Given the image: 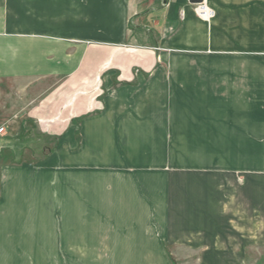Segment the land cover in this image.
Returning <instances> with one entry per match:
<instances>
[{
  "label": "crops",
  "instance_id": "1",
  "mask_svg": "<svg viewBox=\"0 0 264 264\" xmlns=\"http://www.w3.org/2000/svg\"><path fill=\"white\" fill-rule=\"evenodd\" d=\"M208 5L205 20L189 0H0V82L25 83L30 100L39 93L19 124L52 144L38 163L0 167L5 242L42 251L29 245L51 221L56 251L85 252L87 218L125 227L117 238L133 237L119 222L137 220L164 254L172 230L210 229L191 250L203 264L237 263L214 229L231 210L253 215L264 190L243 147L264 140V0ZM55 181L61 195L49 198L42 189ZM119 242L99 245L114 252ZM236 246L244 252L245 241Z\"/></svg>",
  "mask_w": 264,
  "mask_h": 264
},
{
  "label": "rangeland",
  "instance_id": "2",
  "mask_svg": "<svg viewBox=\"0 0 264 264\" xmlns=\"http://www.w3.org/2000/svg\"><path fill=\"white\" fill-rule=\"evenodd\" d=\"M27 87L28 85L25 83L0 82V167L15 166L24 162H31L32 164L38 163L37 161L43 157L39 150L40 146L52 145L50 141H46L43 133L36 130V126L32 122L27 121L23 125L19 124V116H21L26 109L31 108L37 103L35 99L36 95L40 96L39 93H36L33 95V100H30V94L24 92ZM233 147L236 146H232V148ZM243 147H245L244 150L247 160L250 159L249 161L253 162L252 168L255 167L262 171L259 176H261V182H264V140L256 142L248 141L245 142V146ZM46 152L45 150L43 154ZM251 175L252 174H250V176ZM60 186L61 183L55 181L52 185H47V187L44 186L42 192L45 196L51 198L53 194L50 190L55 188V190L58 191V196H60ZM246 189L249 193L251 192L248 188ZM255 199L262 203L264 200V190H261V194L256 195ZM261 203L252 206L251 211L253 215L245 214L246 217H244L241 215L242 213L238 211L239 215H241V220H236L238 209L234 211L231 210L230 217H233V219L230 218V220H228L226 217V222L222 219L221 221L223 222L220 221L217 223L218 228L216 230L213 228L214 233L216 232L217 234V236L214 237L216 248H218L219 251L227 249L226 246L224 247L225 244H223V240H228L231 246L227 249L229 251L228 254L224 252L225 254L223 255L228 256V259H236V264H264V219H256L258 215L257 211ZM45 213L46 211L44 214ZM1 222L2 221H0V224ZM55 222V224H58L57 221ZM179 222L175 223L178 224ZM8 223L9 225L5 226V230H7L8 235L14 236L17 229L20 227L21 221H11ZM227 223L229 228H221V226H225ZM51 224V221H41V226L38 225L40 229L37 230L39 235L35 236L36 231L33 232L35 235L33 234L32 240H37L40 245L35 246V244H33L32 246L31 244L29 247L32 249H36L37 247V249L42 251L24 253L22 251L23 244H19L16 248L15 237L13 239H10V237L8 241L5 242L3 240L5 231L3 230L2 232L0 230V244L2 245L0 250L1 248L3 249L0 251V264H64L63 262L69 264H203V254L201 255L191 250L188 244L192 243L193 246H197L198 248L203 247L207 244L208 240L206 234L208 233L207 235H209L210 232V229H207V233L206 231H204V233L198 232L199 236H197L194 233L191 234L192 231L189 229V232L187 231V233H185V237H176L174 234L177 229L172 230L173 237L171 236L169 239L173 244H170V248H166L167 250L164 254L155 237L143 235L141 221L134 220L132 222L131 220L128 222H119V225H127L128 230L132 227L134 229L130 230L133 233V237L123 236L117 238L116 234L118 230L125 233V227L121 229L117 228L118 230L115 228L112 229L113 227H110V225L103 220H90L87 218L84 223L86 227V251L62 253L56 251L55 240L57 236H55V234L54 236H50L51 234L49 235ZM59 224L61 226V221H59ZM179 224L181 226V223ZM11 225H13V227ZM26 228L29 229L27 226ZM116 239L120 241V246L117 247L118 251H108L109 247L105 248L104 245H99L108 241L116 242ZM95 240L99 247H91V244H94ZM189 240H191V242ZM239 241H242V244L243 241H245L244 252H235L233 250L237 247L236 245ZM21 242L22 241H20V243ZM124 245L128 246L124 247ZM66 247L68 249L74 248L73 246ZM74 249L77 248L75 247ZM235 253H239L238 257H234Z\"/></svg>",
  "mask_w": 264,
  "mask_h": 264
},
{
  "label": "built area",
  "instance_id": "3",
  "mask_svg": "<svg viewBox=\"0 0 264 264\" xmlns=\"http://www.w3.org/2000/svg\"><path fill=\"white\" fill-rule=\"evenodd\" d=\"M209 0H198L190 3L193 12L200 18L209 20L214 16V10L208 5Z\"/></svg>",
  "mask_w": 264,
  "mask_h": 264
},
{
  "label": "water",
  "instance_id": "4",
  "mask_svg": "<svg viewBox=\"0 0 264 264\" xmlns=\"http://www.w3.org/2000/svg\"><path fill=\"white\" fill-rule=\"evenodd\" d=\"M198 0H189L190 3L197 2Z\"/></svg>",
  "mask_w": 264,
  "mask_h": 264
}]
</instances>
